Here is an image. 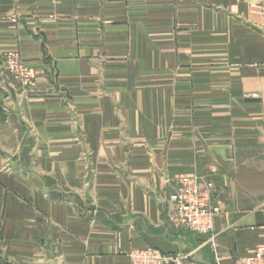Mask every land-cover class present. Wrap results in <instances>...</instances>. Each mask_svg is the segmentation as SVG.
<instances>
[{
  "label": "crops",
  "instance_id": "crops-1",
  "mask_svg": "<svg viewBox=\"0 0 264 264\" xmlns=\"http://www.w3.org/2000/svg\"><path fill=\"white\" fill-rule=\"evenodd\" d=\"M11 52L35 80L0 66V264H237L264 243V0H0ZM127 150L132 177H110ZM194 168L215 186L208 235L158 204Z\"/></svg>",
  "mask_w": 264,
  "mask_h": 264
},
{
  "label": "built area",
  "instance_id": "built-area-1",
  "mask_svg": "<svg viewBox=\"0 0 264 264\" xmlns=\"http://www.w3.org/2000/svg\"><path fill=\"white\" fill-rule=\"evenodd\" d=\"M7 64L11 73L23 84L33 86L27 77V69L22 66L15 53L8 54ZM213 184L201 182L195 176H182L177 180L173 192L166 200L167 220L173 228L198 235H208L214 224L219 208L212 204ZM264 215V211H263ZM131 264H197L189 257L179 253L165 254L154 248L136 249L130 254ZM238 264H264V243L255 247L252 255Z\"/></svg>",
  "mask_w": 264,
  "mask_h": 264
},
{
  "label": "rangeland",
  "instance_id": "rangeland-1",
  "mask_svg": "<svg viewBox=\"0 0 264 264\" xmlns=\"http://www.w3.org/2000/svg\"><path fill=\"white\" fill-rule=\"evenodd\" d=\"M11 53H15L17 55V60L18 62L24 66L26 69H27V77H29L31 79V82L33 83V86H34V78H33V73L31 72V68L24 62L20 59V57L18 56V54L16 52H11ZM11 53H6L2 59H1V63H0V66L3 67V70H4V73L5 74H8V75H11V77L13 79H15L16 81H18L21 85L23 86H26L28 88H31L33 86L29 85V84H23L22 82H20L19 80L16 79L15 77V74L14 73H11L9 68L7 67V64L10 60V57H8V54H11ZM251 98L253 99H256L258 96L256 94H251L250 95ZM193 108V107H192ZM197 108V107H196ZM207 108V107H206ZM204 138V137H203ZM205 139V138H204ZM124 140V144L129 146V141L128 139H123ZM75 144L78 145V140L75 139ZM240 146V145H238ZM239 151L241 150V148H239ZM131 150H127V152L123 153L122 155H113L108 163V168L110 169L108 171V173H110V177H118V178H121L122 180L124 179H130V177H132V172H134V170L132 169V158H133V154H131L130 152ZM86 157H82V155H79V160H84L87 158L86 161H88L89 163V176H90V185H89V190H86V192L89 194V196H91V200L92 198L95 199L96 198V195H97V179H98V170H97V156L94 155V154H86L85 155ZM148 158L150 159V161L152 162L154 160V154H147ZM206 157H209L207 154H205ZM96 162V163H95ZM210 164V163H209ZM207 165L208 166V173L209 175H213L217 172L216 170V166H215V162H211L210 165ZM182 176H195L197 177L201 182H211L210 179H209V176L207 173H197V169H193V170H187V171H181L180 173L176 174V175H173L171 177V191L169 193V195L173 192L176 184H177V180L182 177ZM213 184V182H211ZM58 187H62V188H66V185H57ZM214 186V184H213ZM81 192V187H80V190ZM215 192V186L213 188V192H212V196H213V193ZM168 195V196H169ZM168 198V197H167ZM161 200V199H160ZM166 196L165 198H163L161 201H159L158 204H160V206L165 210V214H167V210H166ZM220 212V210H219ZM167 218V216H166ZM168 221V220H167ZM169 225L171 226V228L175 231H185V230H177L175 228L172 227V225L170 224V222L168 221ZM188 232V231H187ZM259 245V244H258ZM144 249V248H143ZM136 250V249H135ZM134 251V250H131L129 253H128V259H129V264H131V260H130V256L129 254ZM180 254V253H179ZM253 254V253H252ZM181 255H184V254H181ZM184 256H189V255H184ZM248 257V256H247ZM245 257V258H247ZM244 258H242L241 260H243ZM240 260V261H241ZM238 261V262H240ZM237 262V264H238Z\"/></svg>",
  "mask_w": 264,
  "mask_h": 264
}]
</instances>
